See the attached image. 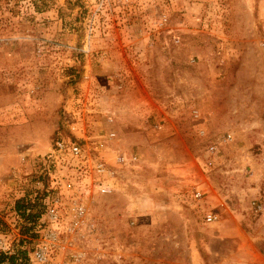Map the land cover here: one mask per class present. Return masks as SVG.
I'll return each mask as SVG.
<instances>
[{"label":"rangeland","instance_id":"rangeland-1","mask_svg":"<svg viewBox=\"0 0 264 264\" xmlns=\"http://www.w3.org/2000/svg\"><path fill=\"white\" fill-rule=\"evenodd\" d=\"M62 137L88 151L89 171L52 160ZM37 193L33 239L16 201ZM56 197L64 217L51 222ZM258 205L264 0H0L1 251L22 246L29 264L77 252L79 264H264Z\"/></svg>","mask_w":264,"mask_h":264},{"label":"built area","instance_id":"built-area-1","mask_svg":"<svg viewBox=\"0 0 264 264\" xmlns=\"http://www.w3.org/2000/svg\"><path fill=\"white\" fill-rule=\"evenodd\" d=\"M215 148H216L215 146H212L211 151H215ZM67 156H69L70 158L68 161L72 162V164L75 166H80L79 169H81V171H85V169H87L88 166L90 167V165L92 164V160L90 158L88 151L85 148H83L79 142L74 141L72 139L66 140L63 137L57 139L54 147L52 148V160H55V159L59 160V158L61 159ZM118 160L125 161L126 163V157L124 156L119 157ZM136 160H137L136 156L130 158V161H136ZM93 169H95L96 172L100 174L101 176H104V174L107 173L108 171V169L105 167L104 163L102 162H96L94 164ZM87 171L89 170L87 169ZM68 186L71 187L73 186V184L69 183ZM99 187H100V190L104 193L109 192L111 190V187L107 185L100 184ZM193 195L195 198L201 199L203 197V192L199 189H196ZM84 201L85 200L80 195L74 194L73 211H74V216L77 219L86 218L87 207ZM60 206H61L60 198L56 197L55 199L52 200L51 205L49 204L47 205L45 216H43V218L47 217L50 219L51 222H56L62 219L64 217V213L62 209L60 210ZM263 208L264 206L262 205L257 206V209L259 210H263ZM65 212L67 213L68 211H65ZM218 217L219 215L213 211H207V213H205V219L209 223L215 222L216 220H218ZM71 230L73 231L75 230V228H72ZM44 233L45 235H49L52 237V247L55 248V247L60 246L62 249L66 248L65 245L62 246V244L60 243V236L63 235L62 232L59 231L56 227H54L53 224L47 227ZM49 252L50 250H49L48 244L40 245V247L34 251L33 259L39 263H46L49 259ZM82 255H83L82 252H77L73 254L71 264H79V261H81L83 258Z\"/></svg>","mask_w":264,"mask_h":264},{"label":"trees","instance_id":"trees-1","mask_svg":"<svg viewBox=\"0 0 264 264\" xmlns=\"http://www.w3.org/2000/svg\"><path fill=\"white\" fill-rule=\"evenodd\" d=\"M43 196L39 193L34 199H19L16 201V210L23 217L24 226L22 235L33 236V239L39 237V234H34L31 231L37 226L38 221L45 210V205L42 202ZM27 249L22 246L15 252L0 250V264L8 262V264H29Z\"/></svg>","mask_w":264,"mask_h":264}]
</instances>
